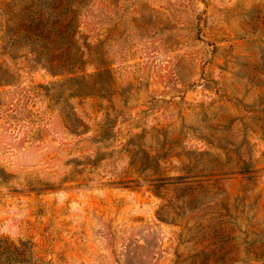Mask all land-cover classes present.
Listing matches in <instances>:
<instances>
[{
  "label": "rangeland",
  "instance_id": "1",
  "mask_svg": "<svg viewBox=\"0 0 264 264\" xmlns=\"http://www.w3.org/2000/svg\"><path fill=\"white\" fill-rule=\"evenodd\" d=\"M0 264H264V0H0Z\"/></svg>",
  "mask_w": 264,
  "mask_h": 264
},
{
  "label": "trees",
  "instance_id": "2",
  "mask_svg": "<svg viewBox=\"0 0 264 264\" xmlns=\"http://www.w3.org/2000/svg\"><path fill=\"white\" fill-rule=\"evenodd\" d=\"M54 66L56 67L57 65H54ZM48 70H49V71H52V67H48ZM67 73H68V74H70V73H71V74H75L76 72L73 71L72 69H71V70H70V69H67Z\"/></svg>",
  "mask_w": 264,
  "mask_h": 264
}]
</instances>
